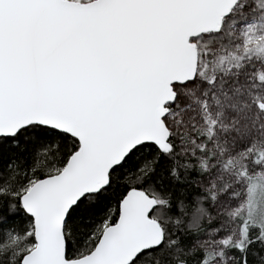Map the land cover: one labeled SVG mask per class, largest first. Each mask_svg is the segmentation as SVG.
<instances>
[{"label": "snow or ice", "instance_id": "snow-or-ice-1", "mask_svg": "<svg viewBox=\"0 0 264 264\" xmlns=\"http://www.w3.org/2000/svg\"><path fill=\"white\" fill-rule=\"evenodd\" d=\"M0 264H264V0H0Z\"/></svg>", "mask_w": 264, "mask_h": 264}]
</instances>
